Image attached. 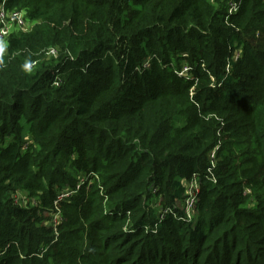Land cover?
Instances as JSON below:
<instances>
[{"label":"trees","instance_id":"trees-1","mask_svg":"<svg viewBox=\"0 0 264 264\" xmlns=\"http://www.w3.org/2000/svg\"><path fill=\"white\" fill-rule=\"evenodd\" d=\"M237 1L6 0L35 23L0 69V264H264V0ZM195 174L196 221L160 220Z\"/></svg>","mask_w":264,"mask_h":264},{"label":"built area","instance_id":"built-area-1","mask_svg":"<svg viewBox=\"0 0 264 264\" xmlns=\"http://www.w3.org/2000/svg\"><path fill=\"white\" fill-rule=\"evenodd\" d=\"M240 1L237 0H229L228 2V11L229 15L234 14L238 11ZM229 17V16H228ZM35 22H33L29 17H27V13L25 10L18 9V8H8L6 6V0H1L0 2V44H6L7 50L4 55L8 53V45H9V36L18 31H27L32 28ZM58 49L54 46H50L45 50V55H47V58L50 56H58ZM242 55V49L241 47L237 48L234 51V54L232 56V60L236 61L239 57ZM37 64V61H34V65ZM183 68L181 70H178V74L180 76H184L186 78H192V75L190 73V70L192 69V66L188 63L182 64ZM231 68V63L229 62L227 65V71H229ZM214 80V78L212 77ZM61 80L57 77L55 80V84H60ZM214 85V84H213ZM191 96L194 95L195 90L194 87L191 88ZM219 148L217 146L214 148L209 156V160L212 163V167L209 168V172H213V168L217 164V157H216V151ZM212 178V177H211ZM85 175H81L80 180L81 182H84L86 180ZM200 184H201V176L195 174L191 180L185 181V195L184 199L181 203H177L175 206H161L159 209V219L162 220L166 214L172 213L174 214L178 219H182L187 222H195L198 216V210L196 208V204L198 202V193L200 190ZM80 187V184L78 185ZM76 190L71 189L70 187H65L59 194L58 200H56V211L52 213V218L50 220V224L53 225L55 228H57V225L61 222V211L58 206V202L60 200H65L66 198L70 197ZM20 195V194H19ZM15 198V195L13 196ZM15 200H18L15 198ZM18 203L27 206V202H20ZM33 203L38 204L37 200H33ZM180 207L183 209V214H178L176 208ZM128 219H127V226L125 228H128V224H131V212L128 211ZM146 229H149L148 226H146ZM131 229L130 231H132ZM153 231H156V229H153Z\"/></svg>","mask_w":264,"mask_h":264},{"label":"clouds","instance_id":"clouds-1","mask_svg":"<svg viewBox=\"0 0 264 264\" xmlns=\"http://www.w3.org/2000/svg\"><path fill=\"white\" fill-rule=\"evenodd\" d=\"M7 50L6 44H0V69L5 67L3 56ZM34 62L30 57H26L23 62L20 64V70L24 74H31L34 69Z\"/></svg>","mask_w":264,"mask_h":264},{"label":"rangeland","instance_id":"rangeland-1","mask_svg":"<svg viewBox=\"0 0 264 264\" xmlns=\"http://www.w3.org/2000/svg\"><path fill=\"white\" fill-rule=\"evenodd\" d=\"M12 194H13V196L15 195V198L18 199L16 201H20V202H27L28 201V204H30V205H35V203H33V200L34 199L37 200L34 197H30L25 190L19 189V190H16L15 192H13ZM156 204H157L158 208L160 209V205L162 206L161 202L159 201ZM158 213H159V211H158Z\"/></svg>","mask_w":264,"mask_h":264}]
</instances>
